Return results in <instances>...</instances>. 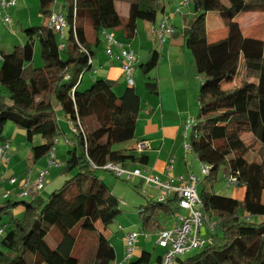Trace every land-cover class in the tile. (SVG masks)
I'll use <instances>...</instances> for the list:
<instances>
[{
  "label": "trees",
  "instance_id": "trees-1",
  "mask_svg": "<svg viewBox=\"0 0 264 264\" xmlns=\"http://www.w3.org/2000/svg\"><path fill=\"white\" fill-rule=\"evenodd\" d=\"M57 1L39 0L40 13L50 20ZM119 2L127 6L125 18L118 10ZM63 7H67L69 30L64 50L52 29L32 27L25 30L27 42L23 46L0 54V143L9 142L3 133L11 123L25 131L31 145L40 137L42 144L32 147L33 157L45 158L55 139L62 136L55 119L56 106L68 123L81 127L78 134L71 132L76 147L68 150L60 168L65 179L60 189L44 199L40 193L45 185L28 197L29 202L22 201L17 189L16 197L0 194V221L8 219L0 224L5 228L0 239V264L114 263L115 248L101 230L121 214L119 200L99 177L101 170L94 166H144L149 160L132 150L113 148L135 139L141 98L134 86H129L121 97L114 92L116 84L108 80L97 79L83 91L80 86L83 75L93 69L89 63L94 59L92 45L97 47L101 42L102 32L120 29L127 38H133L138 22H156L159 0H65ZM190 10L193 16L183 31L184 48L191 52V66L202 84L200 109L189 142L199 162L211 168L201 183V199L204 210L219 220L209 243L179 258L178 263L264 264V162H249L247 155L255 147L243 141L244 136L252 135L264 148V41L245 37L235 20L241 13L264 14V0H190ZM209 13L223 20L227 28L224 39L209 42ZM89 27L94 32L93 40L87 34ZM37 41L44 66L28 72ZM160 58L154 50L142 65L144 73L157 69ZM145 88L151 94L159 93L157 82H147ZM219 171L222 179L235 177L237 184L246 188L244 201L215 194ZM150 200L140 209L141 214L150 216L160 208L169 214L176 212L175 200L167 204ZM20 207L24 212L15 215ZM76 227H80L81 235L85 232L95 241L93 246L76 247L80 233H74ZM145 229L155 234L161 227L148 217ZM53 230L61 236L54 249L46 242ZM161 261L162 256H158L153 262L152 254L143 250L139 258L127 264Z\"/></svg>",
  "mask_w": 264,
  "mask_h": 264
},
{
  "label": "rangeland",
  "instance_id": "rangeland-1",
  "mask_svg": "<svg viewBox=\"0 0 264 264\" xmlns=\"http://www.w3.org/2000/svg\"><path fill=\"white\" fill-rule=\"evenodd\" d=\"M167 3L168 5L173 4L171 9L169 8L167 10V15L172 17V12L174 13L176 9L179 7L178 2L180 0H160V3ZM172 2V3H171ZM65 3V0H59V5H62V12L66 16L67 12V7H63ZM56 5V6H59ZM55 6V8H56ZM118 10L120 12V15L125 18L127 15V6L126 4L123 3H118ZM182 12L185 13L186 9L183 7ZM54 11V8H53ZM9 15L11 16V25H4L0 21V54H9L13 52L14 48L17 46H23L27 42V37L25 35V30L28 28H46L48 27L49 24V19L47 16H44L40 13V6H39V0H17V5L13 7L11 10H9ZM163 17V14L161 10L159 9L157 18L158 22L159 20ZM175 18V17H173ZM192 17L190 16V19ZM177 26L180 28V22L179 18L176 17L175 19ZM160 24V22L157 24V26ZM182 26V25H181ZM145 27H150L149 23L146 22H138L137 28L138 30L141 31L142 37L145 39L143 40L145 43H148V47L152 48L156 51H158L161 55L160 58V63L157 69L150 71L148 74H145L142 65L146 64L147 61L150 58V51L148 49L142 51L139 54V47L138 44L133 43L132 39H127V37L124 35V32L122 30H117V31H110L109 33L112 34V36L115 38L117 42H120L121 45H128L131 47L130 49L134 50L139 56L135 53V66L133 68V78H134V88L137 92V94L140 96V98H144V104H145V95L150 96V92H148L145 88V84L147 82H157L158 86L160 88L161 84V78L163 77V82L166 84L168 82H171L173 79L172 77L167 76L169 74V71L165 66H160L161 65V59L163 58L164 54V49L166 52L170 53L171 55H175L176 52H179L181 57L183 58L184 56L186 57L185 53H182L179 47V42L180 41H174V45L170 46L171 42H168V38H166L164 41V47L161 44L160 40L156 39L150 30H144ZM221 27V26H220ZM222 27L220 28V30ZM68 29H66V33H68ZM87 34L90 40H93L94 37V32L92 29L89 27L87 29ZM151 36H150V35ZM124 35V36H123ZM257 37H263L264 35H255ZM170 39V38H169ZM156 40V43L154 42ZM126 48V47H125ZM106 49V50H105ZM107 49H108V43L103 38L101 40V45L99 47H96L94 44L92 45V50L96 53V59L93 61V69L88 71L86 74L83 76V82L80 86V90H86L89 88L94 81L97 80V71L100 69V66L103 64V62L108 59L107 55ZM114 49H117L120 51L119 47H114ZM168 50V51H167ZM188 55H191V52L189 50H185ZM166 53V54H168ZM107 55V56H106ZM138 56V61L139 57L140 60L142 61V64L137 65V56ZM165 58L168 56L165 55ZM174 57V56H173ZM2 61L0 59V67H1ZM44 66V61L42 59L41 55V47L39 42L37 41L35 43V49H34V59L33 61L27 65L28 72H31L32 70L42 68ZM93 82L90 86L88 85L89 83ZM202 84V81H200ZM129 87L126 77L124 76L123 79L119 82L117 86L114 88V92L118 97H121L126 89ZM1 90V89H0ZM191 93L198 99L201 91V86L200 88H196L194 86H191L190 88ZM198 92V93H197ZM197 94V95H196ZM151 97V96H150ZM145 107V106H144ZM200 109V107H199ZM144 112H146V109H144ZM143 112V113H144ZM198 112V111H197ZM55 119L57 123L60 125V128H63L65 131L66 135L69 136V138L66 139L63 135H59V144L56 146L57 147V156H58V161L63 163L67 156L69 155L68 153V144L67 141L70 140L73 136L71 133L69 123L67 124L66 117L63 114V111L60 109V111L55 112ZM197 115V114H196ZM196 120V116L193 118H189L186 121L184 130H183V139H184V150L186 144L190 143L189 141L191 140V135H192V127L187 128V123L188 121H191L192 125ZM60 121V123H59ZM3 138L8 140L11 144L12 151L8 153L9 161L7 164L0 165V167H9V164L11 163L12 160L13 162H18L20 161L21 167L19 168V172H21L27 165H32V155H33V146H37L39 144H42V141L40 137L36 138V141L34 142L33 145L27 142L26 139V133L24 130L18 128L17 126L8 123L5 127L4 133H3ZM131 145H135V143H131ZM114 150H119L123 149V145H116L113 147ZM138 151V150H137ZM139 152V151H138ZM188 157L189 161H194L195 155L192 152H188ZM262 154H264V150L261 151ZM46 160L45 158H43ZM48 164V162H47ZM46 165V164H45ZM196 165V172L199 173V168L200 164L198 162L195 163ZM12 165L11 167H13ZM13 168H11L12 171ZM201 169V168H200ZM48 170H49V175L45 179V185L46 187L44 188L42 192V196L44 199H47L49 195L54 192L57 189H60L63 186L64 183V176H62L63 170L49 168L48 165ZM99 177L105 182V184L109 187L112 195H114L118 200H119V209L121 210V214L117 217V219L107 228L103 229L102 232L103 234L108 238L110 241L111 245L115 248L116 251V261L112 264H126L124 263V258L126 254V245H125V237L124 233L121 231V228L123 227L125 229V232H139L142 233L143 231L147 233L150 238L145 239L144 236H141L136 244H135V254H134V259L139 258L140 253L143 250H147L149 253L152 254V261L156 262L157 257L160 256L163 253V249L159 248L154 244L155 242V237L153 236V233L150 232L149 230L145 229V220L149 217L153 219V221L158 222L161 228L169 229L172 228V226L175 225L176 223V217L172 213H167L164 210L156 209L155 211H152L150 216H147L145 214H141L139 211L141 208H145L149 201H151L148 198V194H151L155 196V201H157L156 197L159 196V192L155 191L153 189H149L148 187L145 186L144 181H137L135 178L126 181L124 179H119L113 176L110 172L106 171H100L98 173ZM200 175V174H199ZM218 176L220 177L218 179V182H215V187H214V192L215 194H225L224 191L227 189H235L239 190L242 189V186L239 185H228L227 180L222 179L223 173L222 171H219ZM35 176L33 177V181H35ZM203 187L204 185L201 184L198 188V192L201 196L203 192ZM142 190L146 191V194L142 192ZM20 199V198H19ZM31 198H24L22 201H30ZM2 201V196H0V202ZM8 221L7 218L3 219L0 221V224L3 222ZM206 229H203V236L204 239H208V234L205 232ZM80 232V233H79ZM74 233L79 235L77 236V248L78 244L79 246H83V248L87 249L88 246L91 247L94 245L95 241L92 238L87 237L88 235H85V232L83 235H81V229L80 227H76L74 230ZM207 236V237H206ZM86 237V239H85ZM61 240L60 233L57 230H53L48 237L46 238V242L49 244L51 248H56L58 243ZM196 251H193L194 253ZM76 253V251H75ZM191 253V254H192ZM190 255V254H189ZM187 255V256H189ZM133 259V260H134Z\"/></svg>",
  "mask_w": 264,
  "mask_h": 264
},
{
  "label": "crops",
  "instance_id": "crops-1",
  "mask_svg": "<svg viewBox=\"0 0 264 264\" xmlns=\"http://www.w3.org/2000/svg\"><path fill=\"white\" fill-rule=\"evenodd\" d=\"M56 5H59V0L56 2L55 6ZM178 5L179 7L176 9L174 13L172 12V17H170L167 15V10L169 8L171 9L173 4L168 5L165 2L160 3L159 0V9L163 14V17L159 20V22H161L164 19H167L175 27L177 34L175 36L166 37V38H168L167 39L168 42H171L170 46L174 45V41L175 42L180 41L178 45L182 53L186 54V57L184 56L182 58L179 52H176L175 55L170 56L171 50L170 53H168L164 49V54H163V58L161 59L160 66L161 67L165 66V68H167L169 71V74L167 76L172 77L173 79L171 80V82L165 84L163 82V77H162L159 93L158 94L149 93L151 97L149 95H145L146 97L145 104H144V98L141 99V111L138 117L135 139L127 144H123L124 148L119 149L121 151L132 150L136 154H143L147 156L149 158L147 165L144 166L132 165L129 167L134 169L137 168L142 169L146 174L148 175L152 174L158 176L162 180H168L171 178L177 179L178 177H187L190 174L199 175L201 168V163L199 162L197 156L194 154L196 159H194V161H189V157H188L189 155L187 151L184 150L183 148L184 139L182 135L186 121L189 118H193L195 116L197 118L199 113V100L191 93L190 88L191 86H194L197 89L200 88L201 78L195 75L193 67L191 66L192 57L191 55H188V53H186L185 51L186 49L184 48L183 31L184 28L187 26V21L189 20L190 16L191 17L193 16V14L190 10V6L188 8H185L186 9L185 13L182 12L183 9L181 7V0L180 2H178ZM55 6H54V11L62 12V8H61L62 5L56 6V8ZM176 17L179 18L180 28L177 26V23L175 22ZM235 20L240 24L241 31L245 37L261 39L264 41V36L261 38L255 36L260 34L264 35V14L261 11L241 13ZM159 22L157 18L155 23L153 24L149 23L150 27H145L144 30L151 29L152 31L151 34H153V28L156 27ZM220 26L222 27L221 30H220L221 28ZM207 34H208L209 42H215L217 40L224 39L226 37L227 28L218 14L209 13L207 15ZM103 38L104 37L102 35L101 40ZM127 39H132L133 43L138 44L139 54L142 51H144V49L147 51L149 49L150 53L154 51V49L148 47V43H145L143 41L145 38L142 37L141 31L138 30V28L136 35L133 38H127ZM120 42L122 41H119L118 43L120 44ZM154 42L156 43V40H154ZM164 43L165 41L162 43L163 47H164ZM100 45L101 42L97 45V47H99ZM122 46L128 49L131 48L129 44L126 46L124 45ZM120 52L121 51L114 49V56L113 57L108 56V59H106L103 62V64L100 66V69L97 71V79H104L111 81L115 83L116 86L119 84V82L125 76L122 70L123 60L122 59L118 60L116 58V56L120 55ZM95 54L96 53L94 52L93 61L96 59ZM139 54L137 55L139 56ZM165 55H167L168 57L165 58L164 57ZM138 56H137L136 66L142 64L140 57L138 61ZM92 83L93 82L90 81L88 85L90 86ZM225 86L229 87L231 85L227 84ZM144 109H146V112H144ZM58 111H60V107L56 106L55 112ZM58 126L61 131V135L66 137V139L69 138V136L65 135V131L63 130V128H60L59 124ZM243 141L248 147H255L254 150L250 151L249 154L247 155V160L249 162L263 163L264 154L261 153V151L264 150V148H262L263 146H261L252 135L244 136ZM132 142L135 143V145H131ZM142 142L147 143L148 148L144 152L140 153L137 151V147ZM67 144L69 149L76 147V140L74 136H72V138L67 141ZM31 159L33 162L32 165L30 166L27 165L21 172H19V168L21 167L20 161L16 163L13 162L14 160H12L11 163L9 164V167H0V179H3V181L0 184V194H3L4 192L9 190H13V188L7 183L9 177L14 176V177L23 178V176H25L28 173V171H32L33 177L35 176L36 178L39 171L47 169L48 166L47 157H45L46 160L44 159L35 160L32 155ZM172 159H175L173 165L174 167L173 170L170 171L169 167ZM196 162L200 164L199 173H197L195 170ZM12 165L14 166L11 167ZM11 168H13L12 171ZM135 179L138 182L142 181L141 179L138 178ZM199 186H201V184ZM148 188L153 189L152 187H148ZM42 192L40 193V195L42 194ZM18 193L19 191H17V194ZM224 193L225 194L217 193V195L226 198H231L237 201H244L247 196V190L245 187L239 190L227 189L224 191ZM38 195L39 194L37 193L36 196ZM12 197H16V193ZM262 203H264V192L262 194ZM23 212L24 209L20 207L15 211V215H20ZM177 212H178V208L176 207V212L173 213L175 217ZM207 214L211 222H215V221L218 222L219 219L217 217H214L209 213ZM164 229L165 228H161V230ZM159 231L153 234V236L155 237L154 244L156 243V234ZM205 232L207 233V230ZM141 254L142 252L140 253V255ZM164 254H165V250L163 249V253L160 256L163 257Z\"/></svg>",
  "mask_w": 264,
  "mask_h": 264
},
{
  "label": "built area",
  "instance_id": "built-area-1",
  "mask_svg": "<svg viewBox=\"0 0 264 264\" xmlns=\"http://www.w3.org/2000/svg\"><path fill=\"white\" fill-rule=\"evenodd\" d=\"M17 5V0H0V21L4 25L10 26L11 16L9 10ZM190 6V0H181V7L188 8ZM66 16L63 12L53 11L49 20L48 27L59 35L61 41V50L65 49L66 42V28H67ZM176 33L175 27L167 20L164 19L160 24L153 28V35L160 40L161 44L166 37H172ZM103 37L108 43L107 55L114 56L113 48L119 47L121 50L120 55L116 56L118 60H123L122 70L126 77L127 83L130 87L135 85L133 78V68L135 62V52L131 49L123 47L119 44L115 38L107 31L102 32ZM1 59V57H0ZM93 66V59L89 61ZM68 78V77H67ZM71 132L78 134L80 128L76 127L73 122H69ZM195 122L188 121L187 128L193 129ZM59 144V138L54 141V147L49 152L47 162L49 168L59 169L62 167V163L57 159V145ZM148 148L147 143L142 142L138 145L137 150L142 153ZM185 150L192 152L190 143L186 144ZM12 151L10 142H3L0 144V165L7 164L9 161L8 153ZM174 160H171L169 170H173ZM97 170H102L112 173L115 177L124 180H131L138 178L144 181L145 185L152 187L159 192V196L156 197L157 201L161 204H167L169 201H176L178 212L176 214V225L170 229L160 230L156 234V246L165 250V254L162 257L161 264H177L179 258H183L193 251H197L205 247L210 241V235L216 232L218 222H211L207 212L204 210V205L201 196L198 192V187L202 183L203 179L210 174L211 168L206 164H201L200 175L190 174L187 177H178L177 179L171 178L168 180H162L160 177L146 174L142 169H134L120 164L107 163L103 167H96ZM49 175L48 166L47 169L38 172L35 181H33L32 171L21 177H12L7 183L13 188V190L6 191L5 197L14 195V189L19 190V197L26 198L35 192H40L45 186V179ZM3 179H0V184ZM228 185H238L235 177L227 179ZM146 194L145 190H142ZM150 199H155L152 195L148 194ZM142 211V210H141ZM139 211V212H141ZM207 230L208 239H204L202 231ZM121 231L125 237V249L126 254L124 263H129L134 259L135 244L137 240L144 236L145 239L150 236L145 233L139 232H125L122 227ZM5 233V228H0V239Z\"/></svg>",
  "mask_w": 264,
  "mask_h": 264
}]
</instances>
